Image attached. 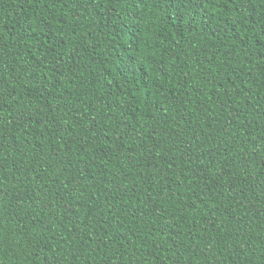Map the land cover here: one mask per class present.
Segmentation results:
<instances>
[{
    "label": "trees",
    "instance_id": "1",
    "mask_svg": "<svg viewBox=\"0 0 264 264\" xmlns=\"http://www.w3.org/2000/svg\"><path fill=\"white\" fill-rule=\"evenodd\" d=\"M0 264H264V0H0Z\"/></svg>",
    "mask_w": 264,
    "mask_h": 264
}]
</instances>
